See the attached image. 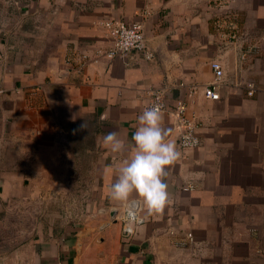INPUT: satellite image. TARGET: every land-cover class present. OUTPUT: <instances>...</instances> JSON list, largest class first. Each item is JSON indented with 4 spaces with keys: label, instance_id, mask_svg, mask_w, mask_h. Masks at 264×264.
<instances>
[{
    "label": "crops",
    "instance_id": "1",
    "mask_svg": "<svg viewBox=\"0 0 264 264\" xmlns=\"http://www.w3.org/2000/svg\"><path fill=\"white\" fill-rule=\"evenodd\" d=\"M22 4L0 3V212L31 200L44 214L0 264H264V0H237L247 37L262 38L245 61L203 0ZM106 19L142 22L152 59H96L78 74L65 58L107 47ZM212 60L224 69L216 101L202 94ZM151 88L168 105L186 99L197 148L180 150L173 117L146 110ZM73 199L89 220H66ZM131 200L146 221L123 244ZM186 233L194 243L179 247Z\"/></svg>",
    "mask_w": 264,
    "mask_h": 264
},
{
    "label": "built area",
    "instance_id": "2",
    "mask_svg": "<svg viewBox=\"0 0 264 264\" xmlns=\"http://www.w3.org/2000/svg\"><path fill=\"white\" fill-rule=\"evenodd\" d=\"M4 1L8 2L7 0ZM203 1L207 7V11L211 14L213 28L224 40L226 45L238 49L240 61H245L247 57L259 52L262 38H258L252 42L247 37L246 31L244 32L243 30L246 28V25L241 27V13L236 7L237 0ZM98 25L106 32L111 42L107 47H96L90 52L74 49L65 60L68 67L76 66V72L78 74L82 72L86 65L96 59L111 61L117 58L122 61H127L133 53H140L146 60L152 59L153 53L147 45L142 22L127 23L118 19H106L101 20ZM71 63L73 65H69ZM210 68L213 79L202 87V94L205 99L216 101L220 98L219 87L223 82L224 69L218 60H212L210 62ZM66 72L64 71L62 75H65ZM245 88L248 97H251L256 90L251 83H247ZM2 93L3 90L0 88V94ZM149 94L150 100L146 110L151 113H167L173 117L176 141L179 149L189 150L197 148L200 145V139L197 135L198 126L194 117H188L186 115V99L177 98L172 105H168L161 90L151 88L149 89ZM191 94L192 91L189 90L187 97L191 98ZM192 189L193 186L191 185L182 187L184 192L191 191ZM70 205L72 208L76 207L80 209L81 212L71 218V209L64 207L63 216L68 222L70 220H80L87 214L82 209L83 207H79L75 199L70 201ZM140 208L141 206L138 200H131L124 203L123 211L119 217L122 221L121 240L123 244H129L135 233V228L146 221L145 217L140 214ZM90 215L87 214L88 217ZM193 243L192 234L186 233L185 238L180 240L177 245L179 247H185L193 245Z\"/></svg>",
    "mask_w": 264,
    "mask_h": 264
},
{
    "label": "rangeland",
    "instance_id": "3",
    "mask_svg": "<svg viewBox=\"0 0 264 264\" xmlns=\"http://www.w3.org/2000/svg\"><path fill=\"white\" fill-rule=\"evenodd\" d=\"M0 1H1L0 3H2L3 6L7 8L8 6H12V5H13L12 7H15L16 9L23 7L22 6L23 0H12V1L7 0L10 3L5 1L8 4H4L2 0ZM5 22H7L6 19L4 20V23ZM62 199L63 198L59 200V203L55 202L56 205L49 203V216L51 217L57 216L59 218V215H61L62 205L65 206V204L62 203V201L67 200V199H63V200ZM30 201L29 200L25 201V203H23L20 206L19 211L13 209H7L0 212V252H6L11 248H16L17 246H19L18 244H21V242L25 241L28 238V236L32 234L33 230L38 229L39 225L37 223L36 225L35 223L32 224V218L34 219L39 218L41 215L44 214L43 213L44 211L41 208H37V210H35L36 212L34 213L28 205ZM32 201L35 202L34 204L35 206L39 205V203H42L41 196H36V198L33 199ZM83 204L84 203H81V205ZM52 206H53V212L55 214H51ZM69 208L71 209L70 210L71 218L74 217L79 212H81L80 209L76 207L72 208L71 205ZM83 220L85 221L89 220L88 216L86 215L85 217L80 219V221ZM77 221L70 220L69 222H77Z\"/></svg>",
    "mask_w": 264,
    "mask_h": 264
}]
</instances>
